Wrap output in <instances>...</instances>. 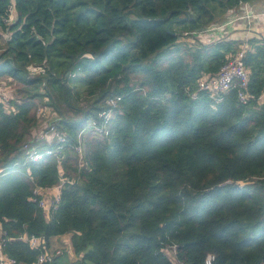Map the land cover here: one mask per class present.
<instances>
[{
    "label": "trees",
    "instance_id": "16d2710c",
    "mask_svg": "<svg viewBox=\"0 0 264 264\" xmlns=\"http://www.w3.org/2000/svg\"><path fill=\"white\" fill-rule=\"evenodd\" d=\"M254 1L0 0V80L20 86L8 111L0 103L7 236L69 234L77 259L62 254L54 264H173L167 245L179 264L208 254L214 264H264V105L241 104L236 89L219 102L196 92L202 74L238 51L236 41L177 43ZM249 44L248 91L257 98L264 38ZM116 97L101 139L87 124ZM38 108L67 142L58 155L26 162L25 144L38 153L54 147L33 134ZM59 170L66 182L46 221L32 190L58 185ZM4 252L20 264L39 254L19 240Z\"/></svg>",
    "mask_w": 264,
    "mask_h": 264
},
{
    "label": "built area",
    "instance_id": "2783aa9c",
    "mask_svg": "<svg viewBox=\"0 0 264 264\" xmlns=\"http://www.w3.org/2000/svg\"><path fill=\"white\" fill-rule=\"evenodd\" d=\"M13 12V6L8 7V18L6 20L3 19L5 23L8 24L11 22L13 19ZM199 34L200 32H183L179 39H185L190 36H194L196 38ZM218 41H221V39H218ZM248 51L253 52V48L249 45H244L239 47L235 54L226 55L224 64L216 73L202 74L198 78L196 81V92L204 93L215 102H219L222 100L223 95L236 89V98L241 104H246L250 100L255 99L258 106H263L264 86L257 98L252 96L248 91L250 70L244 62V58ZM10 89L9 85L0 83V103L4 105L7 111L11 106L10 100L12 91H9ZM119 99V97L108 99L106 101L108 108L99 112L96 119L91 120L87 124V128H91L94 131V135L100 137L101 139H107L109 137L108 124L112 118V110L116 107V101ZM44 111L45 110L43 108H38L37 110L38 126L40 128H37L35 132L38 133L37 138H42L48 143L54 141V147L52 149H47L44 153H38L35 147L30 144H25L22 150L26 153V162H38L43 158V155H58L61 153L67 142L66 135L59 132L53 122L48 121L50 116H47V113H45L46 111ZM40 133L41 135L39 136ZM80 138L81 134L79 135V143L75 146V151L81 161L84 157V147ZM59 173L61 179L58 185L52 187L36 186L32 192L31 200L36 202L38 207L43 211L46 221H49L52 213L57 209L60 201L61 187L63 183L66 182L65 178L61 176L60 170ZM16 240L26 243L30 249H37L39 251L36 260L32 264H54L56 258L63 254L62 249L60 248L51 249L49 246L46 247L47 240L42 237L27 236L26 234L19 238L8 237L0 224V264H20L4 252L5 245ZM162 252L172 261L173 264H179L175 259L177 253L175 245H167L162 249ZM213 260L214 256L208 254L202 264H214Z\"/></svg>",
    "mask_w": 264,
    "mask_h": 264
},
{
    "label": "crops",
    "instance_id": "0c3cea01",
    "mask_svg": "<svg viewBox=\"0 0 264 264\" xmlns=\"http://www.w3.org/2000/svg\"><path fill=\"white\" fill-rule=\"evenodd\" d=\"M203 29L204 31H200V34L196 37V39L201 42H209L211 40H216L217 42L220 37L226 35L230 39L227 38L224 41L236 39L238 48L244 45L251 46L249 40L253 38H264V0L241 4L231 11H228L222 21L208 25ZM222 40L223 39H221V41ZM190 42L193 43L194 40L191 39ZM59 242H62L63 245ZM51 243L53 244L51 245ZM58 244H60V246ZM49 245L51 249H57L62 246L61 248L65 249L66 252L70 254L66 257L67 261L69 263L73 262L70 259L73 252L69 234L50 238Z\"/></svg>",
    "mask_w": 264,
    "mask_h": 264
},
{
    "label": "rangeland",
    "instance_id": "374dc122",
    "mask_svg": "<svg viewBox=\"0 0 264 264\" xmlns=\"http://www.w3.org/2000/svg\"><path fill=\"white\" fill-rule=\"evenodd\" d=\"M195 37L194 36H190V37H186L185 39H181V40H178V42L177 43H179L181 46L182 45H189V46H193V45H196L197 43H203V44H209V43H215L216 42V40H211V41H207V42H201V41H199L198 39H194ZM227 38H229L228 36H226V35H224V37H220L219 39H223V40H226ZM4 39H6L4 36H1L0 37V46L1 47H3L4 45H3V42H4ZM191 39H193L194 40V42L192 43V42H190V40ZM230 39V38H229ZM227 41H237L236 39L235 40H227ZM2 50L0 49V52H1ZM165 62H166V58H164V59H161V66H163L164 64H165ZM38 73H40V71H33V72H31L30 74L31 75H35V74H38ZM3 81V82H2ZM0 83H3V84H6V85H9L10 86V90L9 91H12V95L14 94H16V90L17 89H19V85H17V84H15V83H13V82H10V81H8V80H6V79H3V80H0ZM38 106H40V104L38 105ZM45 112V111H44ZM46 113V112H45ZM48 114V113H47ZM53 113L52 112H50V115H52ZM52 118L54 119V116L52 115ZM44 120V119H43ZM49 122L51 121V120H48ZM37 128H40L38 125H37ZM37 128H35L34 129V135L35 136H38V133H35V131L37 130ZM28 173V172H27ZM241 185H243L244 183H240ZM32 192H33V190H32ZM61 245H63V243L62 242H59ZM53 243H51V245H52ZM60 244H58L59 246H60ZM47 245L50 247V245H49V241H47ZM59 246H56V247H59ZM62 247V246H61ZM61 247H59L60 249H62V253H63V256H69L70 254H68L67 252H66V250L65 249H63V248H61ZM51 248V247H50ZM70 259L74 262V261H76V259H77V257L72 253L71 254V257H70Z\"/></svg>",
    "mask_w": 264,
    "mask_h": 264
},
{
    "label": "water",
    "instance_id": "95a60500",
    "mask_svg": "<svg viewBox=\"0 0 264 264\" xmlns=\"http://www.w3.org/2000/svg\"><path fill=\"white\" fill-rule=\"evenodd\" d=\"M168 28V27H167ZM201 31H204V29H201ZM41 135V133L39 134V136Z\"/></svg>",
    "mask_w": 264,
    "mask_h": 264
}]
</instances>
